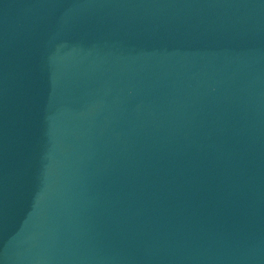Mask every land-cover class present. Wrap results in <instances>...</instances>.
<instances>
[{
	"label": "water",
	"instance_id": "1",
	"mask_svg": "<svg viewBox=\"0 0 264 264\" xmlns=\"http://www.w3.org/2000/svg\"><path fill=\"white\" fill-rule=\"evenodd\" d=\"M0 264H264V0H0Z\"/></svg>",
	"mask_w": 264,
	"mask_h": 264
}]
</instances>
